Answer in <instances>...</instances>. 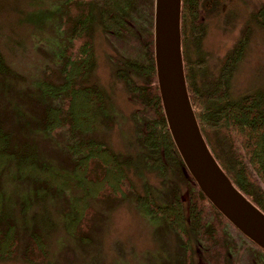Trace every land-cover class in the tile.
I'll return each instance as SVG.
<instances>
[{
  "label": "rangeland",
  "instance_id": "1",
  "mask_svg": "<svg viewBox=\"0 0 264 264\" xmlns=\"http://www.w3.org/2000/svg\"><path fill=\"white\" fill-rule=\"evenodd\" d=\"M95 12L103 0H93ZM197 41L186 42L187 58L199 68L194 79L200 85L207 73L217 74L225 57L238 40L244 45L231 67L229 90L232 98L245 92L264 90V12H257L264 0H201ZM63 0H0V54L8 72L0 73V115L10 128L16 144L33 141L39 156L54 171L62 174L69 188L56 196L37 198L31 184L13 176L9 165L2 174L5 206L18 230V245L13 256L0 259V264H182L181 236L161 218L143 212L136 195H144L147 185L156 203L169 199L172 189L184 200L193 186L180 165L165 160L162 170L146 161L145 149L138 141L137 126L151 116V106L141 105L126 85L128 78L140 83L145 76L137 73L133 62L146 60L148 39L152 32L153 0H133L128 22L119 33L106 32L100 21L93 25L94 67L89 82L105 92L109 117L97 119L91 135L103 140L125 160L126 174L133 191L125 197L91 198L87 225L82 228L87 239L74 237L63 226L64 210L73 208L84 194L77 183L68 159L67 133L44 134L37 127L40 99L37 79L46 65L57 71V51L63 35L59 12ZM204 75H203V73ZM208 75V76H209ZM5 85L3 86V84ZM210 139L221 156L215 136ZM69 141V140H68ZM73 205V206H72ZM45 232L46 252L42 260L24 257L25 242L31 231ZM235 245L234 264H264V253L226 224ZM191 254L195 264H210L195 234H190Z\"/></svg>",
  "mask_w": 264,
  "mask_h": 264
},
{
  "label": "trees",
  "instance_id": "2",
  "mask_svg": "<svg viewBox=\"0 0 264 264\" xmlns=\"http://www.w3.org/2000/svg\"><path fill=\"white\" fill-rule=\"evenodd\" d=\"M201 2L181 0V48L190 101L214 157L234 185L264 212V90L245 92L236 98L230 96V71L244 45L242 38L225 57L219 72L211 76L207 73L201 84H197L195 73H201V70L200 67L190 69L194 63H199L188 60L186 42L189 35L193 41L199 38ZM132 3L133 0H103L100 11L95 12L93 0H63L59 12V28L63 35L60 36L56 54L58 69L52 71L46 65L42 77L34 83L41 113L37 127L50 136H58L60 130L66 131L68 159L77 183L84 188V194L75 199H78V203L64 210L62 217L67 233L81 239H87L81 229L87 225L91 212V207L84 201L86 197L123 198L133 191L126 174L125 160L103 140L91 135L97 119L108 122L106 119L110 113L104 90L95 82L88 81L95 60L92 39L94 22L96 19L100 21L106 32L119 33L128 22L127 14ZM261 12H264V5L257 12L258 17ZM147 42L149 51L146 60L131 65L137 73L145 76V81L138 83L133 78L125 81L141 105L147 108L151 106L152 110L151 116L143 118L144 122L137 126L138 141L145 149L147 162H153L152 165L160 170L165 166V160L180 165L193 186L189 188L185 202L178 190L172 189L169 199L158 204L147 185L146 193L136 195V201L144 206L143 212L161 218L179 233L184 254L182 264H195L191 254V233L204 244L203 255L210 264H234L232 252L235 245L228 236L226 224L239 231L198 188L174 146L156 81L152 32ZM7 72L8 66L0 54V73L4 75ZM209 132L215 136L221 156ZM9 165L14 167L15 178L31 184L32 193L37 198L57 196L69 188L64 176L39 156L33 141L15 143L12 131L0 115V259L13 256L19 241L16 224L5 206L2 188V174ZM40 229L31 231L25 242L23 255L28 260H42L45 257L46 234ZM253 244L264 253L261 247Z\"/></svg>",
  "mask_w": 264,
  "mask_h": 264
},
{
  "label": "water",
  "instance_id": "3",
  "mask_svg": "<svg viewBox=\"0 0 264 264\" xmlns=\"http://www.w3.org/2000/svg\"><path fill=\"white\" fill-rule=\"evenodd\" d=\"M180 10L181 0H153L154 67L170 136L186 170L210 203L264 250V212L234 185L199 128L185 80Z\"/></svg>",
  "mask_w": 264,
  "mask_h": 264
}]
</instances>
